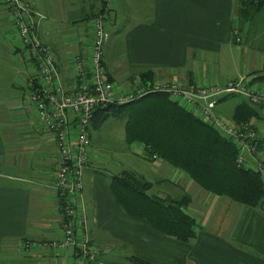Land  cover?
I'll return each instance as SVG.
<instances>
[{
	"label": "crops",
	"instance_id": "obj_1",
	"mask_svg": "<svg viewBox=\"0 0 264 264\" xmlns=\"http://www.w3.org/2000/svg\"><path fill=\"white\" fill-rule=\"evenodd\" d=\"M4 1L0 0V264H77L73 248L51 245L62 239L64 219L61 196L54 188L57 146L29 99L35 65L21 46ZM25 1L36 14L37 37L55 56L56 82L64 89L75 86V56L89 63L93 21L100 16L109 33L103 64L116 94H132L143 86L140 74L151 71V88L180 83L185 88L223 89L231 81L250 77L249 87L264 97V80H254L264 73V52L247 47L248 34L238 27V0ZM215 100L214 113L228 119L238 104L248 102L238 94ZM255 107L260 118L252 123L264 133V103ZM68 118L72 120L71 112ZM89 132L76 236L86 237L98 250L95 264H130L131 255L154 264H264V209L204 192L182 171L160 159L147 160L141 144L129 145L134 166L128 167L124 154L115 163L93 144ZM127 169L150 181V191L159 187L161 197H191L186 211L200 224L193 240L185 243L165 236L122 210L110 182Z\"/></svg>",
	"mask_w": 264,
	"mask_h": 264
},
{
	"label": "trees",
	"instance_id": "obj_2",
	"mask_svg": "<svg viewBox=\"0 0 264 264\" xmlns=\"http://www.w3.org/2000/svg\"><path fill=\"white\" fill-rule=\"evenodd\" d=\"M261 11H264V0H238L240 31ZM152 78L151 71L142 72L143 86L130 94V100L95 107L89 131L99 129L110 118L124 119L126 142L143 145L147 160L160 159L182 171L204 192L263 210V172L239 164V151L231 140L174 101L168 92L153 91ZM254 80H264V73H258ZM258 105L241 102L235 107L232 120L252 123L259 119L255 107ZM259 149L264 151V140ZM151 187L150 181L133 170L121 171L110 182V191L126 214L145 220L165 236L185 243L193 240L200 224L186 211L191 197L187 194L179 199L154 196L149 194ZM62 206L63 202L61 210ZM74 251L77 257L78 249ZM97 257L86 264H95ZM127 259L130 264H154L134 255Z\"/></svg>",
	"mask_w": 264,
	"mask_h": 264
},
{
	"label": "built area",
	"instance_id": "obj_3",
	"mask_svg": "<svg viewBox=\"0 0 264 264\" xmlns=\"http://www.w3.org/2000/svg\"><path fill=\"white\" fill-rule=\"evenodd\" d=\"M17 31L21 46L34 63L35 73L29 80V99L34 106L38 122L52 134L58 152V169L54 188L63 202L62 239L51 245L58 249L77 248V264H86L98 255L86 237L77 238L78 210L81 204L83 167L89 160V124L92 112L99 105L126 102L130 95L116 94L114 83L107 77L103 64V45L108 40L103 19L93 21L92 45L89 63L79 56L74 58L76 83L64 89L56 82L58 76L56 59L50 48L36 34V14L25 0H5ZM235 37L237 31H234ZM240 41V37H236ZM88 64V66H86ZM250 77L229 82L225 88H185L180 83L158 84L153 91H166L170 97L203 121L219 130L238 148L239 164L256 167L264 172V151L259 149L264 133L253 123H237L216 115L213 111L219 96L238 94L248 102L263 104V95L249 87ZM72 113V120L68 113ZM75 131L73 136L72 132ZM254 162H259L255 166Z\"/></svg>",
	"mask_w": 264,
	"mask_h": 264
},
{
	"label": "rangeland",
	"instance_id": "obj_4",
	"mask_svg": "<svg viewBox=\"0 0 264 264\" xmlns=\"http://www.w3.org/2000/svg\"><path fill=\"white\" fill-rule=\"evenodd\" d=\"M113 3H112V6H114ZM245 27H246L245 28L246 33L248 34V42L246 43L247 47L250 49H261L264 52V11L259 12L255 16L253 21L249 24H246ZM242 44L246 45L244 42ZM104 46L105 44L103 45V49H104ZM125 95H130V94L128 93ZM90 131H91V135L93 139V144L96 147L100 148L99 151H105L106 154L112 157L115 163H117V161L121 157V154H124L126 155V161H128V164H129L128 167H130V165L134 166L133 164L134 160L131 159L132 157H130L131 148L125 139V120L124 119L110 118L104 123L102 128L97 129V130L90 128ZM254 163H256L255 166H259V162H254ZM127 170H130V169H127ZM159 191H161L159 190V187L155 186L152 191H149V194L154 195V196H159L158 195ZM14 263L23 264L22 261H19V260L17 261L15 260Z\"/></svg>",
	"mask_w": 264,
	"mask_h": 264
}]
</instances>
